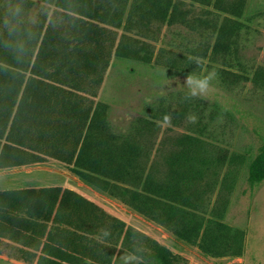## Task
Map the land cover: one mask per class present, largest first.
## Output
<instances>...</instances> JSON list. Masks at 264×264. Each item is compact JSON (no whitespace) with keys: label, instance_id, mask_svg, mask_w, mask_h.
Masks as SVG:
<instances>
[{"label":"trees","instance_id":"obj_1","mask_svg":"<svg viewBox=\"0 0 264 264\" xmlns=\"http://www.w3.org/2000/svg\"><path fill=\"white\" fill-rule=\"evenodd\" d=\"M39 1L0 0V170L56 160L85 185L203 255L241 257L246 233L224 217L245 167L250 186L264 181V137L255 152H231L223 146V133L235 117L188 92L167 105L160 102L148 109L150 118H137L116 132L109 105L96 98L113 55L148 64L162 27L177 24L206 41L189 56L160 48L158 65L197 74L207 59L220 64L214 70L223 87L250 82L264 90V67L247 69L240 59L247 0ZM193 4L209 7L205 14L211 20L193 17ZM15 20L18 31L10 32L5 22ZM158 121L185 123L187 132L163 136L151 157ZM102 229L110 236L100 241ZM3 249L26 264H122L123 255L137 250L143 264L182 261L167 246L61 186L0 190Z\"/></svg>","mask_w":264,"mask_h":264},{"label":"rangeland","instance_id":"obj_2","mask_svg":"<svg viewBox=\"0 0 264 264\" xmlns=\"http://www.w3.org/2000/svg\"><path fill=\"white\" fill-rule=\"evenodd\" d=\"M185 1L190 3V0ZM51 7L54 8V5ZM206 9L210 8L193 4V17L211 20V16L205 14ZM241 19L248 28L241 36L240 59L247 69L264 67V0H247ZM119 32L122 33L121 30ZM203 41L206 38H201L197 32L183 25L163 26L158 41L153 42L154 55L150 63L112 56L96 101L109 105V119L116 132L126 131L137 118H150L148 109L151 107H156L160 102L166 105L175 102L178 95L188 92L181 87L187 73L174 71L155 62L159 49L189 56L190 50ZM203 62L205 65L197 75L211 74L213 90L209 95L198 98L209 106L217 104L227 109L235 117L233 122L229 120L223 133L226 142L220 145L231 152L246 153L249 148L255 152L264 137V90L253 89L250 82L227 89L220 84L214 70L220 64L207 59ZM190 120L195 118L190 116ZM159 125L160 132L151 157L163 136L187 132L185 123L178 127L168 122H159ZM70 169V166L53 159L31 166L3 169L0 170V190L42 186L72 189L180 255L182 261L178 264H264V181L259 187L250 186L246 179V167L239 175L224 217V222L246 233L243 255L238 258L203 255L197 247L181 242L121 202L85 185ZM0 264L26 263L9 257L8 250L3 249L0 252Z\"/></svg>","mask_w":264,"mask_h":264},{"label":"clouds","instance_id":"obj_3","mask_svg":"<svg viewBox=\"0 0 264 264\" xmlns=\"http://www.w3.org/2000/svg\"><path fill=\"white\" fill-rule=\"evenodd\" d=\"M20 14V9H15L14 18L18 17ZM20 21L15 20L13 23L5 22L8 30L18 31V25ZM213 76L209 75H197V74H188L183 86L188 90L190 97H204L210 94L213 90L212 84ZM110 236V232L106 229H102L98 234V240H106ZM143 256L139 253V250L134 252H129L122 256V264H143Z\"/></svg>","mask_w":264,"mask_h":264}]
</instances>
